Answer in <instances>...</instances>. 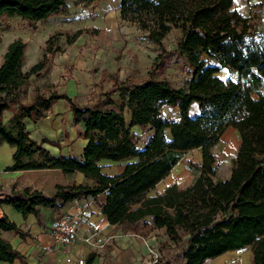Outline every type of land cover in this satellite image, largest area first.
I'll return each instance as SVG.
<instances>
[{
    "label": "trees",
    "instance_id": "obj_1",
    "mask_svg": "<svg viewBox=\"0 0 264 264\" xmlns=\"http://www.w3.org/2000/svg\"><path fill=\"white\" fill-rule=\"evenodd\" d=\"M68 1L0 0V18L17 15L35 25L61 14ZM119 9L122 21L136 24L161 48L153 70H164L179 55L191 66V78L176 86L154 76L142 82L121 81L113 73L111 92L85 105L57 89L43 95L35 86L30 95V78L40 77L46 61L24 71L28 43L21 38L12 41L0 65V145L15 148L8 170L81 172L103 185L58 190L50 196H7L1 202L25 217L34 214L42 224L41 206L59 210L104 192L100 207L111 224L142 236L164 229L167 239L179 246L183 264H205L248 247L253 264H264V32L235 8V0H120ZM175 29L182 35L174 49H167L164 41ZM85 32L76 31L72 42ZM60 34L47 41L45 55L61 50ZM223 70L236 72L238 78H222ZM112 91L119 92L120 103ZM60 99L70 104L74 125L84 126L79 136L88 142L81 157L52 155L27 129L26 120H41ZM166 108H178L179 118H165ZM125 109L131 112L129 123ZM135 127L152 132L143 148ZM229 127L238 130L241 144L230 177L215 180L217 157L211 148ZM198 148L202 161L191 164L197 176L190 186L173 183L149 195L184 153ZM105 161L126 164L110 175L102 171ZM4 231L31 237L8 216L0 218V261L28 264L27 256L3 237ZM96 256L91 253L88 263Z\"/></svg>",
    "mask_w": 264,
    "mask_h": 264
},
{
    "label": "rangeland",
    "instance_id": "obj_2",
    "mask_svg": "<svg viewBox=\"0 0 264 264\" xmlns=\"http://www.w3.org/2000/svg\"><path fill=\"white\" fill-rule=\"evenodd\" d=\"M119 4L120 0H98L92 4L69 0L61 14L35 25H31L17 15L0 18L2 37L0 65L8 45L21 38L28 43L26 60L23 64L24 71H29L40 61H46V67L42 70L40 77L36 79V75H33L30 78V95L35 86L40 88L43 95H48L56 89L54 83L65 82L67 86L71 82L69 90H75V84L77 85L79 94L75 99L82 105L93 104L106 92H111L112 82L109 76L113 73L118 74L121 81L132 79L142 82L154 76L157 79L167 78L176 86L184 85L191 78L190 71H192L186 59L175 55L164 70H153V65L162 52L161 48L149 42L138 30L136 24L121 20ZM247 9L250 10L249 17L253 24L262 22L259 8L249 6ZM79 29H84L86 32L72 42L74 33ZM59 33H62L58 36L61 50L45 55L47 41ZM181 35L180 29L173 30L165 39L164 46L167 49H174ZM219 75L225 79L238 78L236 72L229 73L226 70ZM112 96L120 103L118 91H112ZM28 97H30L29 94ZM193 111H197L196 106ZM124 113L129 123L130 111L125 109ZM11 114L10 112V116ZM164 116L167 119H178L179 113L177 109L167 108L164 110ZM134 131L140 135L139 147L143 148L152 132H144L138 127L134 128ZM240 144L238 130L229 127L218 143L211 148V152L217 157L215 180L230 177ZM202 156L201 148L192 149L183 154L174 172L178 173L181 168L180 175L175 177V182L180 188H186L194 182L197 172L191 168V164L201 163ZM37 158L41 159L40 156ZM125 164L126 161H105L102 163V171L114 175L122 171ZM86 177L76 188L86 189L103 185L91 177ZM157 189L159 187L149 195L156 194ZM154 234L163 255L162 264H183V260L177 255L179 246L169 241L161 232L155 231ZM230 253L225 256L224 264H253L251 247ZM214 259L207 260L205 264L211 263Z\"/></svg>",
    "mask_w": 264,
    "mask_h": 264
},
{
    "label": "crops",
    "instance_id": "obj_3",
    "mask_svg": "<svg viewBox=\"0 0 264 264\" xmlns=\"http://www.w3.org/2000/svg\"><path fill=\"white\" fill-rule=\"evenodd\" d=\"M249 6L260 9L262 22L254 25L264 32V0H235V8L245 16H249L250 10L247 9ZM136 27L138 28V26ZM54 84L59 92H66L76 100L75 98L79 94L76 84L75 90L71 91L69 90L71 82L67 86H65V82ZM174 109L178 110V108ZM8 114L7 119L12 116V114L10 116V112ZM26 124L31 138L42 144L54 156L63 154L81 157L88 142L87 139L79 136V133L84 131V126L82 124L74 125L71 106L64 99H60L54 103L46 116L41 120H26ZM14 152L15 148L9 144L4 143L0 145V218L8 216L23 230L30 232L31 237L23 239L12 231H4L2 235L15 248L27 256L26 261L28 264H70L66 262L68 256L84 257L86 264H89L88 257L91 253H96L97 256L90 264H152L146 242L158 245L159 241L154 232L157 231L166 235L165 230L154 229L148 236H142L111 224L102 213V208L100 207V204L106 199L104 192L99 194L97 198L88 196L76 199L65 204L59 210L41 206L42 224L38 222L34 214L25 217L21 212L14 209L13 206L3 204L1 200L7 196L11 198L29 197L36 194L50 196L58 190L80 189L76 187L87 178L81 172L65 173L60 169L8 170V167L14 164ZM180 169L178 173H174L175 167L156 186V188L159 187L157 193L162 192L168 185L176 183L175 177L180 175ZM87 206L90 214L84 218L83 224H79L80 233L84 234L90 230L101 229L103 234L112 237L110 243L102 249H95L92 246L78 242L68 246L65 253H62L57 248H53V239L49 229L52 219L59 213L77 214L79 209ZM76 219L79 220L78 215ZM49 249L51 252L47 254L46 251ZM229 254L231 253L227 252L220 255L209 264H224L226 260L225 256ZM0 264L23 263L21 260L16 259L14 263L0 261Z\"/></svg>",
    "mask_w": 264,
    "mask_h": 264
},
{
    "label": "built area",
    "instance_id": "obj_4",
    "mask_svg": "<svg viewBox=\"0 0 264 264\" xmlns=\"http://www.w3.org/2000/svg\"><path fill=\"white\" fill-rule=\"evenodd\" d=\"M90 214L89 208L84 207L73 213H59L50 223V232L53 239V248L59 249L62 253L66 252V248L78 242L92 246L95 249H102L111 241V236L102 233L101 229L90 230L84 234L79 231V224L84 223V218ZM77 215L79 220L76 219ZM152 264H162L163 255L158 245L146 242ZM49 254L50 249L46 251ZM70 264H86L84 257L68 256L66 259Z\"/></svg>",
    "mask_w": 264,
    "mask_h": 264
},
{
    "label": "water",
    "instance_id": "obj_5",
    "mask_svg": "<svg viewBox=\"0 0 264 264\" xmlns=\"http://www.w3.org/2000/svg\"><path fill=\"white\" fill-rule=\"evenodd\" d=\"M239 251H241V250H239Z\"/></svg>",
    "mask_w": 264,
    "mask_h": 264
}]
</instances>
